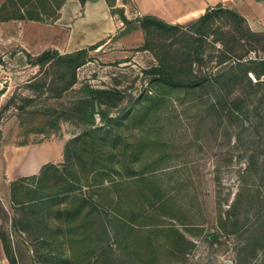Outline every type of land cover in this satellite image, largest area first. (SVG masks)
Returning <instances> with one entry per match:
<instances>
[{"label": "rangeland", "instance_id": "obj_1", "mask_svg": "<svg viewBox=\"0 0 264 264\" xmlns=\"http://www.w3.org/2000/svg\"><path fill=\"white\" fill-rule=\"evenodd\" d=\"M65 1L33 0L31 15L41 12L40 21L11 20L7 10L0 15V148L67 142L65 162L48 169L38 191L33 184L34 196L52 195L50 203L27 204L30 183L23 179L9 195L0 187V234L8 244L6 253L0 242V264H10L8 257L14 264H264V76L262 83L250 75L251 85L230 86L228 102L215 96L214 108L209 99L155 80L164 62L185 60L184 43L162 28L142 29L138 0H111L113 12L105 0L114 30L96 38L81 28L80 3L72 0L59 13ZM170 1L159 0L163 9L154 15L170 24L189 26L216 6L238 12L255 33L239 46L247 52L243 60L264 59V0H210L197 16ZM213 26L229 38L235 31L225 13ZM204 46L195 70H232V62L216 63L221 41L209 37ZM52 48L60 54L87 49L86 63L75 77L65 62L33 65ZM87 85L116 91L96 104V114L102 110L114 121L82 122L74 104L89 96ZM144 93L161 97L138 101ZM236 97L241 102L232 113ZM143 171L146 180L134 177ZM158 193L165 194L160 205ZM76 195L97 206L89 230L83 212L70 219V229L62 225L64 210L76 212L78 198H69Z\"/></svg>", "mask_w": 264, "mask_h": 264}, {"label": "trees", "instance_id": "obj_2", "mask_svg": "<svg viewBox=\"0 0 264 264\" xmlns=\"http://www.w3.org/2000/svg\"><path fill=\"white\" fill-rule=\"evenodd\" d=\"M91 1H97V0H80L82 6H85L87 2H91ZM106 1L110 6L111 11L113 12V6L110 5L111 0H106ZM32 3L33 0H20L21 6L24 7V9H26L24 11L25 18L28 17L33 19H40L42 17L41 12L36 14V16L32 17L31 13L34 11L32 10V8H29V5ZM63 4L64 3H60V7L58 8V11ZM221 13L227 14V16L231 18L233 25L235 27V31L230 32V36H231L230 38L223 34L220 35L218 30L213 26L215 18ZM12 14H13L12 16H15L16 18L25 19L23 14L16 15L15 11ZM121 19L123 20V22H128V23L130 22V20L125 15H121ZM137 21L140 23L142 29H144L147 33H150L151 26H156L157 28H162L163 30H165L168 33V35L171 37V39L181 38L179 39L181 40L180 43H184L180 49L182 52V56L185 58V60L179 63H185V62L189 63L190 61L188 66L183 67L182 64L179 63H175L171 65L170 63L168 62L166 63L163 61L164 63L162 64V66H160L161 69L160 76L158 79H155L157 82L158 80L161 81V83H163L167 88H180L183 89L185 92H188V94L192 92L194 94L195 100L205 101L209 99L210 101L213 102L212 105L215 108L218 107V102L215 101V96L218 98L217 99L218 101L221 100L224 102H228V96L231 91L230 86L236 87L235 85L245 83L244 81H248L249 84L251 85L253 83V80L250 77V75L260 80L257 81L256 83L263 82V80L261 79L264 76V59L251 58L247 60L248 62L247 65L246 62L243 60L245 59L247 52L244 51L239 52L240 49L239 46L242 45V41H252L255 36V33L250 29L245 17L234 10L223 8L222 6L211 7L206 11V13L203 16L198 18L189 26H183L180 24H170L151 14L141 15L140 17L137 18ZM209 37H211V41L213 40L221 41L222 44L224 45L223 48L217 49V51L220 52V56L218 57L216 63L221 66L226 64L227 62H232L233 63L232 70L230 71L223 70L220 72H214L215 70L213 68L204 71L195 70L194 64L198 63L199 61L203 62V58H202L203 56H201V51H203V49L205 48L204 45L206 44L207 40H209ZM224 39H228L227 43H225ZM86 51L87 49H81L72 53L60 54L58 50L52 48L47 52H43V54H40V56H38V58L33 63V65L43 68L51 61L65 62L68 65H70L72 71L74 72L73 75L75 77L76 70L86 63L84 60V55L86 54ZM194 59L196 60L195 62ZM76 83H77L76 81H74L73 84L71 83V87H74ZM85 90L87 91V94L89 96L85 98L83 97L79 98L74 104V111L78 113V115L81 117L82 122L86 118L88 120V125L94 126L96 120L95 115L97 113L96 112V104L98 102L97 99H100V97L103 94H114L116 93V91L102 90L99 88L91 87L90 85H87L85 87ZM210 92H212V94ZM161 95H164V93H161ZM158 97L161 96L159 94L150 96L144 93L140 98V100L138 101H141V99L143 98L144 99L149 98V100L155 101L158 99ZM240 102L241 101L239 97L233 99L232 102L230 101L229 109L232 110V113L238 112ZM99 104L107 105L106 102L100 100H99ZM225 105H227V103ZM144 110H145V106H142L137 110V113L133 115L137 116L138 114H141ZM99 114L102 118V122L111 123L112 121H114L113 118H111L107 112H103L102 110H100ZM119 119H121V116L118 118V120ZM94 133L95 131L91 130L83 134V143L84 141H86V138H92ZM138 148L140 149V147ZM66 154H67V150H66ZM93 163L100 164L98 160H95ZM96 166L99 167V165H95L94 169H97ZM50 167L52 168L56 166L55 165L47 166L41 173L38 181L36 182V186H39L40 179L42 181L45 180L48 169ZM144 173H147V171L138 173L134 175V177L140 176V174H144ZM140 177H144L145 180L147 179L146 174ZM133 179H135L133 181H138L137 179H139V177ZM145 186L148 187L149 182L146 183ZM29 193L30 192H28V194ZM77 196L78 195L69 197V198H78V201L76 202L78 204L76 205L73 204V206L76 207V212L73 215L68 214L69 209H66L67 211L66 210L63 211L65 213L64 215L65 220L62 225L63 227H66V229H70L69 226L70 219L72 220L76 216L80 217L81 213L83 212V219L84 218L86 219L85 221H83V226H85L86 229L89 230V228L93 226V219H94L93 214H97V206L92 204L89 205L92 201H88L84 197L79 198ZM32 197H34V202L30 203L29 205H34L35 208L42 206L45 202L50 203V199H53L52 195H44L43 196L44 198L40 197L37 194L34 196V191H33V196H31L29 199H31ZM153 197H156L154 200L156 203H159V205L162 199L163 201H165L164 199L165 194L158 193V196H153ZM68 204H71L70 201L68 202ZM100 209H102V207ZM134 220L135 219H133V221L131 222H134ZM0 239L5 248V252L7 253V248H8L7 240L1 234H0ZM8 258L10 264H14L15 261L10 257ZM77 264H81V263L78 262Z\"/></svg>", "mask_w": 264, "mask_h": 264}, {"label": "crops", "instance_id": "obj_3", "mask_svg": "<svg viewBox=\"0 0 264 264\" xmlns=\"http://www.w3.org/2000/svg\"><path fill=\"white\" fill-rule=\"evenodd\" d=\"M70 1L72 2V0L64 2V4L59 9V13H64V10L68 8V5H70L71 3ZM75 1L81 4L80 0ZM208 1L210 0H171L170 2L175 6L183 5L182 8H185L186 10H194L195 13H193V16H197L200 14V11L198 10H205L206 3ZM105 2V0H97L87 2L85 6L81 5L83 11L85 10V17L82 21L81 28L87 29L88 31L92 32L93 38L112 32L114 30V27L109 21L110 18L104 8ZM138 2L142 15H156L163 9V5L160 6L159 0H138ZM16 8L20 9L23 15L25 14L24 11L26 9H23L20 4V0H0V15L4 12L3 10H7V12L9 13L8 19L24 21L28 19V21L31 22L41 20L28 17L27 19L16 18L15 16H12V13L16 10ZM34 41L35 40H32L31 42ZM25 49L27 50V48ZM66 150L67 142L63 140L50 142L45 141L35 144L11 143L2 145L0 148V187L3 188L9 195L12 191L11 186L13 187L17 180L23 179L26 180L27 183H30L28 184L30 187L28 189V192H30L31 196H33V184L38 181L39 176L41 175L43 170L49 165L58 166L65 162V159L67 158ZM36 189H38V186L36 187ZM33 202L34 197L26 201L27 204Z\"/></svg>", "mask_w": 264, "mask_h": 264}, {"label": "water", "instance_id": "obj_4", "mask_svg": "<svg viewBox=\"0 0 264 264\" xmlns=\"http://www.w3.org/2000/svg\"><path fill=\"white\" fill-rule=\"evenodd\" d=\"M96 118H97V120L99 121L100 118H101L100 114H96ZM213 239H214V237H213ZM227 263H229V262H227Z\"/></svg>", "mask_w": 264, "mask_h": 264}]
</instances>
